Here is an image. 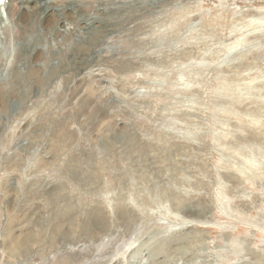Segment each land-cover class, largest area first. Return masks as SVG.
<instances>
[{"label": "rangeland", "instance_id": "374dc122", "mask_svg": "<svg viewBox=\"0 0 264 264\" xmlns=\"http://www.w3.org/2000/svg\"><path fill=\"white\" fill-rule=\"evenodd\" d=\"M38 1L0 13V264H264V0Z\"/></svg>", "mask_w": 264, "mask_h": 264}, {"label": "bare ground", "instance_id": "6f19581e", "mask_svg": "<svg viewBox=\"0 0 264 264\" xmlns=\"http://www.w3.org/2000/svg\"><path fill=\"white\" fill-rule=\"evenodd\" d=\"M35 1L36 0H0V13L1 12L4 13L5 16L10 15L11 18H13V16H17L15 10L17 12H19V11H24V8H27V9H30L29 12H34V11L37 12L40 9L41 13L44 14L46 12V10H48V7H43V8L39 7L37 4L39 1L38 0L36 2ZM20 2L25 3V6L23 8H17L19 6ZM27 3H30L29 6L26 5ZM40 4H41V2H40ZM20 5H22V4H20ZM15 6H17V7H15ZM44 18L45 19L46 18H54V14L51 16L49 14H47V15L45 14ZM56 22H57V20H56ZM11 28H12V25L9 24L8 20L6 21V23H4L3 19L1 17V14H0V30H5V33L8 34L4 38L0 39V41L3 45V48L6 47L5 46L6 41H9V40H10V42L13 41V35H12V32L10 31ZM14 34L17 35L18 32H14ZM107 263L108 262H105L104 264H107Z\"/></svg>", "mask_w": 264, "mask_h": 264}]
</instances>
